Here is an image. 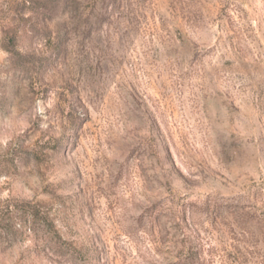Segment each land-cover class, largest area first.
I'll list each match as a JSON object with an SVG mask.
<instances>
[{
    "label": "rangeland",
    "instance_id": "rangeland-1",
    "mask_svg": "<svg viewBox=\"0 0 264 264\" xmlns=\"http://www.w3.org/2000/svg\"><path fill=\"white\" fill-rule=\"evenodd\" d=\"M0 264H264V0H0Z\"/></svg>",
    "mask_w": 264,
    "mask_h": 264
}]
</instances>
